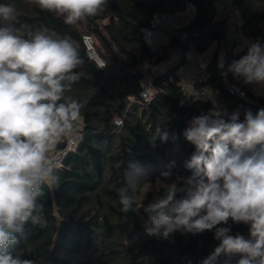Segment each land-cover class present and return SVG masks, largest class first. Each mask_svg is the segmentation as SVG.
I'll list each match as a JSON object with an SVG mask.
<instances>
[{
	"label": "trees",
	"instance_id": "1",
	"mask_svg": "<svg viewBox=\"0 0 264 264\" xmlns=\"http://www.w3.org/2000/svg\"><path fill=\"white\" fill-rule=\"evenodd\" d=\"M0 3L13 4L20 21L34 30L46 28L77 47L81 79L66 95L86 102L80 139L57 168L59 183L51 189L45 187L44 196L38 199L44 206L47 226L26 224L24 233L18 234L13 255L31 259L34 264H199L220 243L214 238V230L195 234L178 231L168 239L147 236V214L143 208L123 212L119 190L126 188L129 195L138 197L139 208L164 195L166 186L156 187L155 183L163 179L161 173L168 171L169 165L171 180L177 183L192 175L183 165L196 149L183 133L194 117L219 109L210 101L186 97L177 84L175 70L190 49L204 53L212 42L225 38L213 7L204 0H108L102 12L84 21L86 28L81 31L28 0ZM188 4L195 10L185 28L186 37H179L185 29L176 31L152 50L140 29L153 14L181 12ZM234 5L242 21L239 30L243 37L264 45V0H234ZM101 18L106 24L100 26ZM84 34L95 36L99 42L100 48H96L93 41L104 61L103 68L87 56ZM173 49L180 51V60L161 71H151L150 65L164 62ZM242 56L237 53L231 58L234 61ZM216 58L217 51L209 84L223 100L236 103L217 76ZM146 76L162 90L151 102L141 105L140 82ZM117 119L121 125L115 124ZM156 127L169 133L166 142L157 138L153 143ZM130 181L144 182L152 189L141 193L130 187ZM229 224L232 234L249 236L246 225Z\"/></svg>",
	"mask_w": 264,
	"mask_h": 264
},
{
	"label": "clouds",
	"instance_id": "2",
	"mask_svg": "<svg viewBox=\"0 0 264 264\" xmlns=\"http://www.w3.org/2000/svg\"><path fill=\"white\" fill-rule=\"evenodd\" d=\"M41 10L75 26L101 12L108 0H28ZM77 47L48 29H33L20 21L13 4L0 3V264H34L13 255L25 225L47 226L38 199L45 187L58 185L57 144L73 138L82 124L81 102L66 95L81 79ZM222 66V64H221ZM229 71L245 84L264 85V45L250 42L247 52ZM220 110L196 116L185 139L196 151L184 161L192 175L180 183L162 172L164 195L136 207L138 197L119 190L125 213L143 208L147 236L168 239L175 232L214 230L220 241L199 264H264V108L250 109L239 120ZM169 139L156 127L152 141ZM174 163V162H173ZM232 224H244L249 236L232 234Z\"/></svg>",
	"mask_w": 264,
	"mask_h": 264
},
{
	"label": "built area",
	"instance_id": "3",
	"mask_svg": "<svg viewBox=\"0 0 264 264\" xmlns=\"http://www.w3.org/2000/svg\"><path fill=\"white\" fill-rule=\"evenodd\" d=\"M208 2L214 9L218 21H220L225 30V38L221 40L217 48L216 73L227 94L236 100V103H228L218 98V96L209 90V77L211 75V67L214 65L213 56L204 53H197L189 50L184 54L182 62L177 66L175 75L177 76V84L188 98L200 101H210L222 113L226 120L234 112H239V120H244L246 110L253 113L264 108V85L257 84L256 89L260 91L259 96H255L249 88V84H245L239 77H230L229 66L233 62L231 56L237 53L243 55L247 52L250 41L246 40L241 34L240 24L237 20V9L234 0H204ZM194 12L188 4L185 10L181 12H162L153 14L147 25L140 29L142 37L146 44L155 50L160 43H164L169 34L185 29L193 19ZM179 37H186V29L179 32ZM87 56L96 64L98 68H103L104 61L97 53L93 37L89 34L82 36ZM219 60V61H218ZM222 64V66H221ZM141 91L139 104L146 105L153 100L157 92L162 89L154 87L151 80L140 82ZM133 100V97L129 98ZM116 125H121V120L114 121ZM80 139V133L63 142L57 144L54 150V157L58 163V168L62 165L68 153L75 150L76 144Z\"/></svg>",
	"mask_w": 264,
	"mask_h": 264
},
{
	"label": "rangeland",
	"instance_id": "4",
	"mask_svg": "<svg viewBox=\"0 0 264 264\" xmlns=\"http://www.w3.org/2000/svg\"><path fill=\"white\" fill-rule=\"evenodd\" d=\"M102 12V11H101ZM102 14V13H101ZM237 20L239 22V24L241 25L242 24V21H241V18H240V15H239V12L237 11ZM98 23L101 25L103 24H106V19L105 18H101L98 20ZM77 27L79 28V30L81 31H85V28H86V24L85 22H80L77 24ZM94 36V35H93ZM246 40L250 41V39L246 38V36L244 37ZM95 40V46L96 48H98L100 46L99 42L97 41V39L95 38V36L93 37V41ZM160 44H163V43H160ZM159 46V45H158ZM158 46L156 47V49L158 48ZM100 48V47H99ZM155 49V50H156ZM100 55V54H99ZM170 55V54H169ZM101 56V55H100ZM172 62V59L168 56L164 62H161L159 64H156V65H150V68H151V71H154V72H157V71H161L163 70L165 67H167V65H169L170 63ZM148 80H151V77L150 76H146L141 82L144 83L145 81H148ZM168 182H171V180L169 181H164V180H160V181H157L155 183V186L156 187H160V186H166L167 187V183ZM130 187L133 189V190H140L141 193L145 192L146 190H151L152 187L149 185V184H145L144 182L141 183V185L139 183H137L136 181H130Z\"/></svg>",
	"mask_w": 264,
	"mask_h": 264
},
{
	"label": "crops",
	"instance_id": "5",
	"mask_svg": "<svg viewBox=\"0 0 264 264\" xmlns=\"http://www.w3.org/2000/svg\"><path fill=\"white\" fill-rule=\"evenodd\" d=\"M190 7H191V9H192L193 12H194V10H195L194 7L191 6V5H190ZM215 20H218L216 14H215ZM218 44H219V43H217V42H212V43L210 44V46L206 49V51L204 52V54H206V55H208V56H213V55H214V52L217 51ZM169 54H170L169 57L172 59V62H171L170 64H172V63H174V62H176V61H179L180 58H181V54H180V51H179L178 49H173V50H171ZM218 61H219V60H218ZM256 86H257V84H249L248 88H249L252 92H254L253 94H254L255 96H259V95H260V91H259L258 89H256ZM209 90H210L212 93H214V94L217 95L216 91L212 89L211 85H209ZM217 96H218V95H217ZM218 98L222 99V98L219 97V96H218ZM225 101H227L228 103H230L228 100H225Z\"/></svg>",
	"mask_w": 264,
	"mask_h": 264
},
{
	"label": "water",
	"instance_id": "6",
	"mask_svg": "<svg viewBox=\"0 0 264 264\" xmlns=\"http://www.w3.org/2000/svg\"><path fill=\"white\" fill-rule=\"evenodd\" d=\"M187 104H188V101L186 100V101H185V105H187Z\"/></svg>",
	"mask_w": 264,
	"mask_h": 264
}]
</instances>
